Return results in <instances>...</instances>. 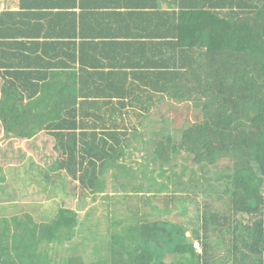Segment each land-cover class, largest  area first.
<instances>
[{"label":"trees","instance_id":"trees-1","mask_svg":"<svg viewBox=\"0 0 264 264\" xmlns=\"http://www.w3.org/2000/svg\"><path fill=\"white\" fill-rule=\"evenodd\" d=\"M78 2L86 7V0ZM137 2L127 3L138 10L119 12L120 19L141 17L150 9L148 30L99 33L127 49L120 66L131 67L130 73L95 70L64 81L53 74L54 93L45 95L38 92L49 84L40 82L46 74L17 68L20 63L0 68V133L8 142L18 138L43 146L48 139L55 154L48 165L78 180L83 196L105 192L106 173L113 168L134 177L124 159L131 154L129 136L140 137L150 154L146 159L162 174L163 167L169 170L163 174L168 182L150 183L156 191H171L165 194L167 206L157 203L154 208L175 217L152 220L143 211L141 201L159 196L147 194L151 186L142 194L110 195L115 214L108 232L94 230L81 240L95 259L72 254L60 261L41 245L74 238L83 225L75 210L61 206L54 217L43 215L41 221L30 212L2 214L0 264H264V0ZM21 5L28 3L22 0ZM93 34L86 32V37ZM72 35L84 37L85 32L81 27ZM83 62L80 56L81 70ZM0 67L12 66L0 60ZM85 85H90L86 92ZM131 113L138 117L136 124L125 123ZM13 152L14 157H0L6 164L0 163L2 189L9 179L21 187L30 183L19 179V167L34 175L33 158L27 159L21 146ZM26 159L21 166L9 163ZM127 183L119 180L116 188L125 191ZM190 188L205 196L215 193L214 202L228 209L214 210V202L204 210L192 207L189 203L197 198L189 196Z\"/></svg>","mask_w":264,"mask_h":264},{"label":"crops","instance_id":"crops-1","mask_svg":"<svg viewBox=\"0 0 264 264\" xmlns=\"http://www.w3.org/2000/svg\"><path fill=\"white\" fill-rule=\"evenodd\" d=\"M26 1L28 6L25 7L21 5L22 0H0V31L3 32V35H0L1 47H3L0 60L12 66L0 68H15L16 64L20 63L22 67L17 68L46 74L42 76L44 78L40 82H49V84L46 85L47 87L40 86L38 94L54 93L57 77L53 74H60L64 81L69 77L73 79L72 74L80 72L82 74L95 70H103L105 74L118 70L131 72V67L124 69L120 66V63L126 62L122 54L128 53L127 49L117 43L118 39L109 40L113 43L106 42L108 39H102L99 33L116 30L129 32L148 30L150 24L147 15L148 12L152 14L150 9L144 10L145 13L141 17L136 14L132 18L120 19L119 12L138 10V7H130L133 5L127 4L136 5L137 0H86V7H81L78 0L76 4L74 0ZM143 15L146 20H142ZM81 27L85 32L84 37L79 35L72 37L73 31H79ZM86 32L94 34L86 37ZM73 41L76 43L73 44ZM80 56L84 61L82 70ZM134 60L128 59V63ZM94 62L100 63L99 67L87 64ZM128 79L131 77L129 76ZM85 86L84 92L88 91L90 85ZM91 88H93L92 84ZM84 109L86 110V106ZM42 135V132L38 134L40 138ZM39 143L42 144L40 141ZM11 145L9 144L4 150L13 151L16 147L12 148ZM10 157H14L13 153Z\"/></svg>","mask_w":264,"mask_h":264},{"label":"rangeland","instance_id":"rangeland-1","mask_svg":"<svg viewBox=\"0 0 264 264\" xmlns=\"http://www.w3.org/2000/svg\"><path fill=\"white\" fill-rule=\"evenodd\" d=\"M166 103V102H165ZM193 104V103H192ZM166 104L163 103L162 108L164 109ZM193 110V105L190 108V112ZM189 112V113H190ZM172 114L168 112L166 114V120L168 124H166L167 128L171 127L170 118ZM138 120V117L131 113L125 119V123L136 124L135 121ZM147 122V120H146ZM139 125V124H138ZM140 126V125H139ZM141 127V126H140ZM1 130V127H0ZM140 130H143L141 127ZM3 132L0 133V143H2L1 149L9 147V144H12L10 147H19L21 146L22 150L26 151V158L32 157L35 161L34 169H31L34 175L31 176L29 173H24L22 167H19L20 174L19 179L28 178L30 183L25 186H17L18 184L14 182L12 179L7 180L3 185L5 186L3 189L0 187V215L6 214L9 217L11 215H21L23 216L25 212H30L37 221H41L42 216L45 215L47 217H54L59 207H66L68 209L75 210L83 225L78 227L74 238L70 241H66L64 244H54V243H43L41 248L48 250L50 255L56 260H66L72 254L82 255L85 260H93L95 259L92 254L91 248L81 242L82 238L87 239L90 235V232H99L106 234L108 232V225L115 214L113 212V205L111 203L110 195L120 193H133L138 192L142 194V191L148 190L147 187H150V183H154L157 181L168 182L167 178L163 176L164 173L168 174L167 166L163 167L165 172L162 174V169H160L156 164L151 163L149 159H146L150 154L144 148H142V144L138 140V138L133 139L132 135L129 136L131 140V144L129 146L130 155L124 159V163L134 168L133 176H127L123 173L122 169L113 168L109 172L106 173L107 177V189L105 192H97L96 194H88L84 195V191L78 180L74 179L72 176L66 173L64 170H58L55 166L50 167V164L54 158L55 154L52 153V143L49 140L44 139L43 146L36 142H26L24 140H19L18 138L11 139L10 143L8 142V137L2 136ZM5 146V147H4ZM55 150V149H54ZM7 151V152H5ZM13 151L10 149L4 150V156H10ZM2 154V153H1ZM0 155V157H4ZM23 156V153L20 155ZM20 160L10 161L9 163L14 165H22L23 161L29 160ZM147 160L149 162H147ZM123 161V160H122ZM0 163L6 165L2 160ZM155 168V169H154ZM151 169H154L151 171ZM51 171L52 175L50 178H47L46 172ZM144 171H146L147 176H145ZM114 175L117 176V179H114ZM151 177L155 179L152 180ZM31 178V179H30ZM184 178H187L184 175ZM127 180L128 183L126 185L125 191H120L116 187L119 186L118 181ZM21 182V181H20ZM146 184L147 186L143 187ZM170 188H172V184L169 182ZM133 186H137L138 188L134 190ZM151 191H146L150 197H153L154 194H158V198H154L152 202L141 201L143 211H148V217L152 220L154 218H161L164 220L173 219L175 216L170 214V211L164 214H160L154 208V205L159 203L163 207L167 206V197L165 194H169L171 191L163 190L156 191L154 186L150 187ZM264 193V190H263ZM119 194V195H118ZM207 193L205 194L198 192L195 188H190L189 196L191 198L196 197L197 200L195 203H189L194 208H200V210H204L206 207V203H213L215 201L216 194L215 193ZM212 196V197H211ZM123 205V204H122ZM3 206H7L3 209ZM171 207V205H170ZM214 210L226 211L228 207H225L223 203H215L212 205ZM218 233H216L212 238H216ZM229 237V235H227ZM45 250V249H44ZM198 250L201 251V245L199 244ZM225 248L220 250L217 255H223Z\"/></svg>","mask_w":264,"mask_h":264},{"label":"built area","instance_id":"built-area-1","mask_svg":"<svg viewBox=\"0 0 264 264\" xmlns=\"http://www.w3.org/2000/svg\"><path fill=\"white\" fill-rule=\"evenodd\" d=\"M198 246H199V243H196V247L198 248Z\"/></svg>","mask_w":264,"mask_h":264}]
</instances>
